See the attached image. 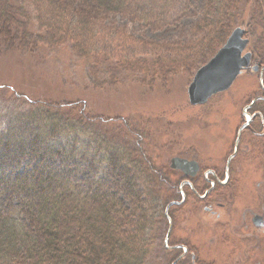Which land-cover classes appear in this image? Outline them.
<instances>
[{
  "label": "rangeland",
  "instance_id": "374dc122",
  "mask_svg": "<svg viewBox=\"0 0 264 264\" xmlns=\"http://www.w3.org/2000/svg\"><path fill=\"white\" fill-rule=\"evenodd\" d=\"M127 7L100 12L81 36L74 15L55 24L49 4L31 3L28 12L38 48L0 56V136L12 126L27 136L42 134L47 139L43 145L56 150L52 164L81 192L80 199L91 202L95 193H110L121 201L115 218L126 220L127 232L136 233L144 222L142 211H150L146 264H172L179 251H168L165 244L169 223L164 211L180 198L178 180L169 170L171 159L192 156L205 168L225 171L246 123V105L262 94L259 76L250 70L242 72L231 91L201 107L191 104L189 85L223 45L218 38L222 21H229L226 30L245 28L247 51L264 63V0H129ZM154 61L158 65L153 72L141 65ZM42 105L52 118L57 113V120L70 125L51 133L56 120L48 126L41 122ZM47 130L52 137L45 136ZM117 154L121 162L111 161ZM38 160L15 158L0 143V178H14ZM232 164L236 173L231 183L217 185L212 195L216 214L188 188L187 201L170 209L169 245L180 244L182 253L190 246L199 264H264V224L248 228L250 218L243 222L246 211L247 217L252 210L264 212V185L258 186L264 182L261 143ZM29 195L34 194L21 192L19 185L0 184V211L18 214L35 237L39 233L26 208ZM156 197L157 212L151 209ZM218 203L228 206L221 209Z\"/></svg>",
  "mask_w": 264,
  "mask_h": 264
},
{
  "label": "trees",
  "instance_id": "16d2710c",
  "mask_svg": "<svg viewBox=\"0 0 264 264\" xmlns=\"http://www.w3.org/2000/svg\"><path fill=\"white\" fill-rule=\"evenodd\" d=\"M31 3L37 6L49 4L50 18L55 24L62 17L74 15L78 35L84 36L87 26L100 12L120 11L128 6L129 0H0V56L8 52L34 53L38 48L28 12ZM228 22L222 21L219 27L218 38L223 44L233 29H225ZM55 24L50 27L55 29ZM155 62L141 65L153 72L151 68L158 65ZM40 110L39 117L45 125L56 120V125L50 128L51 133L60 132L58 129L65 124L70 125V121L63 118L57 120V113L52 118L43 105ZM45 136L53 135L47 130ZM42 137V134L27 136L15 126L0 136L4 150L15 158L26 155L41 158L33 168L27 167L17 175L14 173V178H0V184L19 185L21 192H33L31 197H25L26 208L39 233L34 237L18 214L2 209L5 213L0 211V264H7L12 257L16 264H26L27 260L31 264H146L149 257L147 241L151 236L150 211H142L144 222L136 228V233L124 230L128 223L126 220L117 222L114 212L121 201L110 193H95L91 202L80 199L81 192L68 184L63 172L52 164L56 150L46 142L43 145L47 139ZM117 158L121 162L118 154L111 161ZM159 201L157 197L153 201L151 209L155 212L159 210Z\"/></svg>",
  "mask_w": 264,
  "mask_h": 264
},
{
  "label": "flooded vegetation",
  "instance_id": "af4514ba",
  "mask_svg": "<svg viewBox=\"0 0 264 264\" xmlns=\"http://www.w3.org/2000/svg\"><path fill=\"white\" fill-rule=\"evenodd\" d=\"M251 53H252L251 64L245 70L247 71L250 70L259 76V81H260L259 83H260V88L262 89V94H257L253 98V100L246 105V109H245L246 113H244V118L246 123H243L241 125L240 130L238 131L234 143L233 153L229 155L227 158L225 171L221 172L218 168L217 169L205 168L198 158L192 156L191 157L182 156V155L175 156L176 158H179V160H183L187 163L184 169L181 168L179 165L172 167V159L175 157H173L169 163V170L173 171V173L176 175V181L178 180L177 183L175 184V189L177 191V196L180 198L175 200L172 199L168 203L164 211V216L166 217L169 223V230L165 238V244L168 248V251H179V256L176 259H174L172 264H179V262L184 259L187 261L188 257H191V259L188 261V264H199L197 261V256L191 252L190 246L188 247V249L185 250V252L182 253L181 252L182 246L180 244L177 245L173 244L171 246L169 245L171 232L173 229V220L170 215V209L173 206L181 207L187 201L186 188L191 189L200 200L204 202H209L208 205L205 207L206 210L210 213L216 214V212L213 210L214 203H212L211 201L212 195L215 192L217 185L224 187V185L227 186L228 184L231 183L236 173L235 171H233V167H232L233 160L236 159L240 153H242L243 155L251 154L255 149L257 143H261L262 148L264 149V63H262L257 58H255L253 52ZM255 64L259 66V69L257 71L253 70V65ZM213 97H211L210 99H212ZM210 99L208 101H210ZM200 105H204V104H200ZM213 169L215 170L213 171ZM207 185H210V187H207ZM261 185H264V182H260L258 184V186L260 187ZM201 190L203 191V193L200 192ZM229 198H230V194H227V202H229ZM217 206L221 209H226L228 204L218 203ZM249 212H251L250 213L251 217L250 216L247 217V211L244 212L243 214L244 223L247 222L248 218H250L249 219L250 223L246 227L250 228L251 226L254 225V227L257 228L258 226L261 225L263 226L264 212L262 214L256 213L253 210ZM221 216L222 215H218V218H221ZM255 238L257 239L258 242L260 241L259 235H256ZM212 242H215V240L212 239Z\"/></svg>",
  "mask_w": 264,
  "mask_h": 264
},
{
  "label": "water",
  "instance_id": "95a60500",
  "mask_svg": "<svg viewBox=\"0 0 264 264\" xmlns=\"http://www.w3.org/2000/svg\"><path fill=\"white\" fill-rule=\"evenodd\" d=\"M245 34V28H235L217 53L197 70L188 88L191 104H205L215 94L228 90L250 66L252 53L246 51L249 39L245 37ZM258 69L257 64L253 65V70ZM186 164L179 158L172 159V167L179 165L184 169Z\"/></svg>",
  "mask_w": 264,
  "mask_h": 264
},
{
  "label": "bare ground",
  "instance_id": "6f19581e",
  "mask_svg": "<svg viewBox=\"0 0 264 264\" xmlns=\"http://www.w3.org/2000/svg\"><path fill=\"white\" fill-rule=\"evenodd\" d=\"M239 78H240V76L236 79V81H235V83L233 84V86L230 88V90L229 91H231L233 88H234V86L236 85V83L238 82V80H239ZM226 93V92H225ZM209 102V101H208ZM200 106V105H199ZM201 107V106H200Z\"/></svg>",
  "mask_w": 264,
  "mask_h": 264
}]
</instances>
